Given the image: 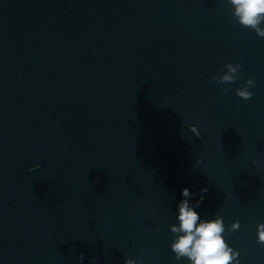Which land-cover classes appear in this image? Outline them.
<instances>
[{
	"label": "clouds",
	"instance_id": "1",
	"mask_svg": "<svg viewBox=\"0 0 264 264\" xmlns=\"http://www.w3.org/2000/svg\"><path fill=\"white\" fill-rule=\"evenodd\" d=\"M230 7L232 18L243 28L253 30L257 36L264 37V0H226ZM226 71L219 75L212 76V82L217 85H232L239 78L240 64L228 63L225 65ZM255 86L254 79H248L244 86L238 87L235 94L249 100L253 97L250 88ZM232 91L231 87L222 89V95H227ZM197 138L201 136L196 126L190 128ZM199 163V161H197ZM40 165L29 171H35ZM208 188H203L200 193H194L189 188L182 189L183 199L178 204L176 220L178 223L170 226L174 240L170 247L175 254L177 261L186 260L187 264H240L239 253L231 247L225 238L226 231L230 234L240 229V222L237 220L231 223L226 229L223 217L218 213L215 218L201 219L196 208L200 206L204 199V193ZM196 196L199 199L195 204L190 200ZM257 243L264 246V222L257 225ZM99 257H94L92 264H96ZM78 260L83 262L84 254L78 255ZM124 264H145L144 258H126Z\"/></svg>",
	"mask_w": 264,
	"mask_h": 264
}]
</instances>
